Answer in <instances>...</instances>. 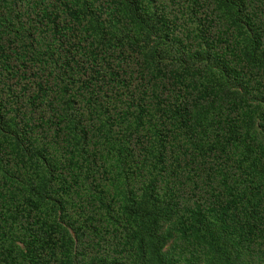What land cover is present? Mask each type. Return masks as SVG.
<instances>
[{"label": "trees", "instance_id": "1", "mask_svg": "<svg viewBox=\"0 0 264 264\" xmlns=\"http://www.w3.org/2000/svg\"><path fill=\"white\" fill-rule=\"evenodd\" d=\"M0 264H264V0H0Z\"/></svg>", "mask_w": 264, "mask_h": 264}]
</instances>
